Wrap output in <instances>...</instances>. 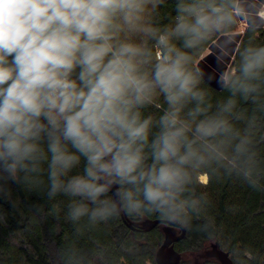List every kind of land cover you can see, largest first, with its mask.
Instances as JSON below:
<instances>
[{"label": "clouds", "instance_id": "obj_1", "mask_svg": "<svg viewBox=\"0 0 264 264\" xmlns=\"http://www.w3.org/2000/svg\"><path fill=\"white\" fill-rule=\"evenodd\" d=\"M260 12L250 0H0V201L64 197L77 236L156 217L214 239L206 183L264 192ZM206 49L210 73L197 66Z\"/></svg>", "mask_w": 264, "mask_h": 264}, {"label": "trees", "instance_id": "obj_2", "mask_svg": "<svg viewBox=\"0 0 264 264\" xmlns=\"http://www.w3.org/2000/svg\"><path fill=\"white\" fill-rule=\"evenodd\" d=\"M250 2L260 9L264 6V0ZM250 23L261 25L255 36L264 43V20L257 18ZM238 27L236 38L246 37L248 25L242 33L237 32ZM197 66H203L209 73L217 69L211 49L201 54ZM212 88L218 93L213 84ZM204 191L210 200L207 214L215 223V238L210 240L204 233L186 231L175 249L185 255L216 243L230 255L233 264H264V192L231 179L208 182ZM65 205L64 197L50 202L39 192L24 190L15 193L14 207L0 201V211L5 213V219L0 222V264H54L47 240L56 246L57 264H81L79 257L86 258L83 264L88 261L91 264H155V253L163 240L160 227L142 232L139 224L158 218L134 221L122 217L77 236L73 226L64 219ZM126 223L138 230L130 229ZM64 254H74V258L65 255L61 259ZM180 264L190 263L184 256Z\"/></svg>", "mask_w": 264, "mask_h": 264}, {"label": "water", "instance_id": "obj_3", "mask_svg": "<svg viewBox=\"0 0 264 264\" xmlns=\"http://www.w3.org/2000/svg\"><path fill=\"white\" fill-rule=\"evenodd\" d=\"M126 224L130 229L138 230L130 223ZM156 226L160 227L163 240L155 253V264H180L183 255L174 248V244L184 238L186 231L179 229L174 224H164L160 220H148L139 224L142 232H148ZM191 260V264H205L211 261L216 264H233L230 255L220 249L216 243L208 244L207 250L193 255Z\"/></svg>", "mask_w": 264, "mask_h": 264}, {"label": "rangeland", "instance_id": "obj_4", "mask_svg": "<svg viewBox=\"0 0 264 264\" xmlns=\"http://www.w3.org/2000/svg\"><path fill=\"white\" fill-rule=\"evenodd\" d=\"M263 10H264V6H262V8H261V12H260V14L263 13ZM263 14H264V13H263ZM246 27H247L246 24H244V23H240L237 32L242 33V32L245 30ZM230 64H231V61H230L229 65H230ZM200 67H201L202 69H204L203 66H200ZM204 70H205V69H204ZM213 85H214V83H213ZM214 86H215V85H214ZM47 246H48V250H49V253H50V257H51L52 262H53L54 264H57V263H58V252H57L56 246L54 245L53 242H51V241H49V240H47ZM207 249H208V246H205V247L199 249L198 251H195L194 253H193V252H192V253H186V254H185V258H186V259L189 261V263L191 264V263H192L191 257H193V255L195 256L196 254H199V253H201L202 251L207 250ZM183 255H184V254H183ZM205 264H216V263H215L214 261H211V262H208V263H205Z\"/></svg>", "mask_w": 264, "mask_h": 264}, {"label": "flooded vegetation", "instance_id": "obj_5", "mask_svg": "<svg viewBox=\"0 0 264 264\" xmlns=\"http://www.w3.org/2000/svg\"><path fill=\"white\" fill-rule=\"evenodd\" d=\"M179 242V241H178ZM176 244V243H175ZM175 244H174V246H175ZM175 248V247H174ZM180 253V252H179ZM182 254V253H181ZM183 255V254H182ZM185 255H183V257H184ZM181 262V261H180Z\"/></svg>", "mask_w": 264, "mask_h": 264}, {"label": "bare ground", "instance_id": "obj_6", "mask_svg": "<svg viewBox=\"0 0 264 264\" xmlns=\"http://www.w3.org/2000/svg\"><path fill=\"white\" fill-rule=\"evenodd\" d=\"M261 16L263 15V13L260 14Z\"/></svg>", "mask_w": 264, "mask_h": 264}]
</instances>
